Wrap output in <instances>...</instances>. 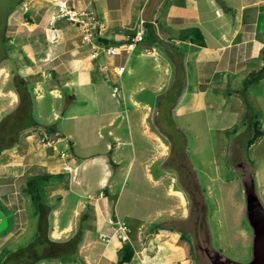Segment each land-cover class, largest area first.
I'll use <instances>...</instances> for the list:
<instances>
[{
    "label": "crops",
    "instance_id": "1",
    "mask_svg": "<svg viewBox=\"0 0 264 264\" xmlns=\"http://www.w3.org/2000/svg\"><path fill=\"white\" fill-rule=\"evenodd\" d=\"M71 10L94 12V43L83 42L81 25L61 16ZM146 23L153 25L155 39L145 36L133 49L127 48ZM191 29H197L199 35L188 32ZM6 36L11 64L3 65L1 75L18 76L20 85L31 93L32 112L36 110L35 100L38 116L47 121L35 120L24 127L33 133L20 137L0 153V201L13 215L17 227L5 240L20 236L26 229L27 207L30 201L34 202L26 184L29 176L38 172L62 174L46 183L45 189L51 191L49 199L57 196L63 205L66 188L77 197L67 221L62 218L63 209L55 205L52 239L74 230L86 206L85 200L80 199L86 196L82 186L87 183L86 174L79 177L81 167L86 169V154L77 151L82 139L76 137L85 133L86 119L99 117L96 127L107 129L108 137L103 138L109 156L108 160L101 155L93 157L103 163L101 187L111 198L118 182L109 164L117 168V158H123L122 147L130 143L131 166L137 158L138 136L145 140L139 146V153H143L140 172L151 189L157 190L154 197L151 194L145 199L146 209L150 210L146 215L131 212L137 217L131 226L137 234H129L134 254L124 264H195L189 259V244L180 229L167 226L169 220L156 224L149 219L152 214L175 216L176 210L168 203L172 199L178 202L176 207H185L181 217H187L189 201L186 186L176 187L166 181L175 174L167 169L166 160L173 152L185 153L188 141L179 125L174 124L182 137L177 146L156 128L150 120L155 103L150 96L174 95L169 110H180L186 128L195 129L197 118L200 121L203 116V124L209 131L216 130L219 137L228 133L232 142L237 138L249 141L252 135L247 126L254 119L263 130L259 139H264V79L243 92L248 74L264 65V0H22L10 15ZM110 46L121 48L110 54L105 50ZM120 66H125L122 73ZM19 91L20 88H11L2 92V99L9 100L3 102L6 108L2 110L18 103ZM118 95L139 113L136 132L132 118H128L129 140L124 138L122 123L118 122L121 108L113 100ZM248 109L253 111L251 118ZM45 131L56 134L54 148L42 143L40 134ZM195 132L198 138L196 129ZM154 160H161L162 166L156 173ZM186 168L188 175L193 174L191 164ZM193 175L200 186L197 175ZM99 213L102 220L108 219L103 203ZM82 232L86 235V264H117L118 252L126 242L115 234H108V238H102L107 234H86L85 225Z\"/></svg>",
    "mask_w": 264,
    "mask_h": 264
},
{
    "label": "rangeland",
    "instance_id": "2",
    "mask_svg": "<svg viewBox=\"0 0 264 264\" xmlns=\"http://www.w3.org/2000/svg\"><path fill=\"white\" fill-rule=\"evenodd\" d=\"M15 3L16 0H0V57L3 51L8 49L9 53L10 50L8 42H6L7 46L3 42V35L5 24L10 18L8 14L15 7ZM8 64H11L9 54L8 58L0 59V72L3 65ZM20 84L22 83L18 76L13 75V73L9 77L8 74L2 76L0 73V133L2 134L3 150L7 149L6 147L8 146L14 145L20 137H26L33 133L28 128H24L23 131L20 130L23 126L34 123L35 120L43 123L47 121L45 117L40 118L38 116L35 100L34 108L36 107V110L32 112L31 93L28 87ZM11 88H16V90L20 88L23 94L24 90L27 92L29 95L28 108L23 103L21 92H18V103L15 104L13 102L8 105L7 109L2 110V107H5L4 103L9 101L2 99L4 98L2 92H6ZM173 98L174 95L169 97L151 95L150 99H155V103L150 120L155 122L159 131L171 137L169 140L172 145L177 146L182 138L175 125H179V128L186 136L188 142L185 153L173 152L170 158L166 160V164L169 167L167 169L175 173L166 181L175 183L176 187L186 186V193L189 199L188 213L187 217H181V214L186 212L185 207H176L178 202L172 199L168 203L171 208L176 210L175 216L177 217L168 214H162L161 216L152 214L149 219L156 224L169 220L166 221L167 226L174 225L180 229L185 235L184 240L189 244V259L195 264H212L207 256L199 250V244L221 252L224 257H228L232 261L247 263L253 259L254 243L253 227L247 215V192L248 188L250 191L254 187L264 206V139H259V137L253 145H250L246 139L239 140L237 138L236 141L232 142V140L228 139V133H225L226 136L219 137V133L216 130L209 131L208 127L203 124V116L200 119L202 122L198 118L196 120L198 123L197 127H195L198 132V138H196L195 129L183 126V117L180 114V110L175 109L174 112L169 110L173 103ZM113 100L121 108L118 116V122L122 123L121 133L125 136L124 138L129 140L128 118H132L136 132L135 121L139 119V113L134 110L129 101L124 104L120 95ZM249 112L253 113L251 109ZM47 115H49L48 111L45 112V116ZM100 120L101 118L99 117L86 119L85 133L82 132L76 137L77 140L82 139V142L77 145V151L80 154H86V160H84L86 169L81 167L79 177L86 174L87 183L86 186H82L84 190L86 189V196L80 199L85 200L86 206L78 217L74 230L64 233L66 235L57 240L52 239V234H55L53 232L55 205L59 209H63L62 218L67 221L77 202L76 195L72 191H68V188L63 194L64 204L61 205L60 198H57V196L49 199L48 196L51 191L45 189V185L48 182H44L42 188L44 196L42 205L40 204L41 208L40 205L30 201L27 207L29 221L26 229L20 236L12 237L8 241L5 240L6 236L9 235L8 233L12 229L15 230L17 227L15 226L14 218H12L13 215H10L11 212L0 201V237H3L0 238V264H23L28 260L33 261L26 255L12 261H9L8 257L11 254L10 252H15L22 248L24 250L25 248H30L31 245L36 244L45 237V228H43L45 227V220L42 215L47 220V236L51 238V242L44 248L38 249V251L34 250L33 253L36 256L45 254L50 258L44 257L43 261L38 264H86V235L84 236L83 234L85 233L82 232L84 225L86 226V234H95L96 236L97 234H107L104 236L108 238V234H115L116 226L114 222L119 218L120 221L128 224L131 229L130 234H137L136 230L134 231L131 228L137 221V217L133 213L138 211V213L147 214L150 210L146 209L145 199L151 194L154 197L157 193L156 189H151V184L147 181L145 175L140 172V169H142L141 162L143 161L141 155L143 153H139V146L144 145L145 140L135 136L138 153L136 160L131 166L133 146L130 143L122 147L123 158H117L120 163L119 166L114 168V166L109 164L110 169L116 172L115 179L117 178L118 182L114 184L110 198L109 192L106 191V188L101 187L100 184V179L104 175L103 163L93 160V157L98 155L106 157V160L109 159V156L106 155L107 142L103 138L108 137L107 129H98L96 127ZM61 121V119L57 121L58 126H60ZM252 134L253 130L251 131ZM42 136L43 133L40 134V137ZM160 163L161 160H154V163H152L154 173L162 168ZM187 164L193 166V174L197 175L200 186L195 182L193 174L188 175L186 173L188 171L186 170ZM173 176L174 179H172ZM102 203L109 213L108 219L112 218V222L108 221V219L102 220L100 217L102 213H99V211ZM112 203L113 206L111 207ZM154 205L155 203L152 206L154 207ZM131 212L133 213L131 214ZM84 219H86V222H84ZM59 242L68 243L59 244ZM34 248H31V250Z\"/></svg>",
    "mask_w": 264,
    "mask_h": 264
},
{
    "label": "trees",
    "instance_id": "3",
    "mask_svg": "<svg viewBox=\"0 0 264 264\" xmlns=\"http://www.w3.org/2000/svg\"><path fill=\"white\" fill-rule=\"evenodd\" d=\"M20 1H22V0H16L15 6ZM14 11H15V7L9 12V14H8L9 17ZM8 22H9V20L5 24V32H4V35H3V42H4L5 45H6V42H8V38L6 36V26H7ZM145 27H146V31H147L146 32V37L153 41L155 39L154 38L155 37V32H154L153 25L151 23H146ZM188 32L197 33V35H199V33H198L199 31L197 29H191ZM100 41L105 43V44L106 43L108 44V41L105 40V39H100ZM7 50L8 49H6L5 51L2 52L3 54L0 57V59L8 58V51ZM263 59H264V50H263ZM263 79H264V65L260 69L251 71L248 74V77H247V79L245 81L243 92L245 93L247 87H249L250 85H252L254 83H257V82H260ZM20 92L21 91H19V93ZM22 92L20 94L22 95V100L24 101L23 103H25V106L27 105V108H28L29 107V105H28V99H29L28 97H29V95L27 94V92H25V90H24V94ZM249 110L250 109H248V111ZM248 116L251 118V113L250 112L248 113ZM31 124H33V123H31ZM31 124H29V125H31ZM29 125H26V126H29ZM26 126H23L22 128H24ZM247 128H248V130H251V131L253 130V134L251 136V139L249 140V144L251 145V144L255 143V141L261 135H263V130L261 129V127L259 125V122L254 120V119L250 120ZM1 135L2 134L0 133V153L4 149V147L2 145L3 141H2V136ZM110 162L113 164V161H112L111 158H110ZM59 177H62V174H52V173H48V172H38V173L32 174L28 178V181H27V184H26V191L30 194L32 200L36 204L40 205L42 203V199H43V196H44L43 192H42L43 183L44 182H49L52 179L59 178ZM41 205H40V208H41ZM42 217L45 220V221L43 220L44 223H45V227H43V228H45V233H46L45 237L42 240L40 239L36 244L31 245L30 248H27V249L25 248V250L22 248V249H19L18 251L10 252L11 254L8 257L9 261L19 259L20 257H23L24 255H26V256H28V258L33 259V261H29L28 260V261H25L23 264H38L41 261H43L44 257L50 258V257L46 256L45 254L36 256L33 253L34 250L38 251V249L40 250V249L44 248L45 246L49 245L50 242H51V238H49L47 236V233H48L47 220L44 217V215H42ZM63 243L59 242V244H63ZM66 243H68V242H65L64 244H66ZM31 248H34V249L31 250ZM133 254H134V251H133L132 245L129 242L124 243V245L122 246V248L118 252L119 259H118L117 264H124L126 262H129L131 260L132 256H133Z\"/></svg>",
    "mask_w": 264,
    "mask_h": 264
},
{
    "label": "built area",
    "instance_id": "4",
    "mask_svg": "<svg viewBox=\"0 0 264 264\" xmlns=\"http://www.w3.org/2000/svg\"><path fill=\"white\" fill-rule=\"evenodd\" d=\"M61 16L68 17L70 20L76 21L81 25L82 28V40L85 43H94L96 34H97V17L94 14V12L90 10H82L80 12H77L75 10L71 11H65L62 12ZM146 27H142L136 35L132 38V41L127 45V48L133 49L136 45V43L144 40V37L146 36ZM121 46H110L106 48L105 50L110 54H115L119 51ZM96 55V53L94 54ZM119 73L124 72L125 66L118 67ZM117 92V88H116ZM55 135L53 133H50L48 131H45L43 133V136L41 137V141L43 144L47 147H55V142L57 139L55 138ZM66 153L65 151L61 152V155L64 156ZM114 225L116 226L115 235L124 242H128L129 234L131 232L130 227L126 222L117 220L114 222ZM106 237V236H104Z\"/></svg>",
    "mask_w": 264,
    "mask_h": 264
},
{
    "label": "water",
    "instance_id": "5",
    "mask_svg": "<svg viewBox=\"0 0 264 264\" xmlns=\"http://www.w3.org/2000/svg\"><path fill=\"white\" fill-rule=\"evenodd\" d=\"M248 219L253 226V259L247 263L233 261V264H264V206L253 190L247 192Z\"/></svg>",
    "mask_w": 264,
    "mask_h": 264
},
{
    "label": "flooded vegetation",
    "instance_id": "6",
    "mask_svg": "<svg viewBox=\"0 0 264 264\" xmlns=\"http://www.w3.org/2000/svg\"><path fill=\"white\" fill-rule=\"evenodd\" d=\"M252 186H253V180H252ZM247 215H248V211H247ZM253 233L255 234L254 228H253ZM198 248L199 250L202 251V253H204V255L207 256V258L211 261L212 264H233V261L231 259H229L228 257H224L222 253L218 252L217 250H212L208 246H204L203 244H199Z\"/></svg>",
    "mask_w": 264,
    "mask_h": 264
},
{
    "label": "bare ground",
    "instance_id": "7",
    "mask_svg": "<svg viewBox=\"0 0 264 264\" xmlns=\"http://www.w3.org/2000/svg\"><path fill=\"white\" fill-rule=\"evenodd\" d=\"M1 73V72H0Z\"/></svg>",
    "mask_w": 264,
    "mask_h": 264
}]
</instances>
